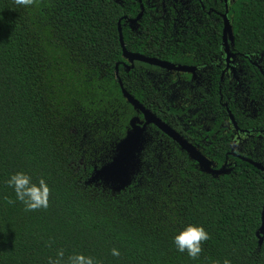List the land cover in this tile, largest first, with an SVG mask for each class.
Instances as JSON below:
<instances>
[{"label": "trees", "instance_id": "16d2710c", "mask_svg": "<svg viewBox=\"0 0 264 264\" xmlns=\"http://www.w3.org/2000/svg\"><path fill=\"white\" fill-rule=\"evenodd\" d=\"M204 3L226 14V3ZM228 9L235 52L264 65V0L229 1ZM138 12L139 5L131 9L114 0H36L30 8L0 0V264H47L57 249L102 264H264L258 237L264 173L253 165L235 160L228 175L206 174L164 133L155 136L153 127L127 189L116 193L90 183L139 117L123 88L159 119L180 127L165 92L155 88L151 74L158 71H145L150 67L142 63L127 71L120 22L128 52L157 53L162 60L170 53L148 14L147 37L130 30L124 18ZM213 19L219 22L210 20L198 36L220 40L223 20L217 14ZM253 72L245 97L258 104L257 119L237 106L231 111L250 133L237 154L264 165V79ZM215 109L226 118V109ZM218 143L213 158L221 166L230 157V137ZM17 172L33 182L46 180L47 210L25 212L19 201L7 203L5 197L15 200V194L6 182ZM190 224L210 235L196 260L174 245L175 235Z\"/></svg>", "mask_w": 264, "mask_h": 264}, {"label": "flooded vegetation", "instance_id": "af4514ba", "mask_svg": "<svg viewBox=\"0 0 264 264\" xmlns=\"http://www.w3.org/2000/svg\"><path fill=\"white\" fill-rule=\"evenodd\" d=\"M114 1L131 9L139 5L137 15L124 18L133 33L139 37H147L148 29L143 27V19L148 14L150 18L148 23L156 25L159 32L165 35L166 40L164 41L169 43L168 60H162L157 53L147 56L129 51L131 54L158 59L173 64L176 68L185 67L190 72L162 69L138 61L130 64L124 58L127 61V71L134 70L137 63L150 67V69L145 68V71H158L151 74L155 81V88L158 91L163 90L165 92L168 103L176 112L174 115L180 127L177 126L175 129L163 122L214 163L216 165V167H213L214 169L220 170L225 166L226 170L231 172L236 166L235 160L248 159L237 153L242 152L244 144L250 137L249 132L242 131L239 128L231 107L236 108L237 106L246 118L257 119L258 104L251 98L245 97V94L250 89L248 86L254 85L255 75L253 69L257 70L264 79L262 60L256 62L239 55L235 52V42L229 41L228 47L226 46L223 14L217 13L212 7L208 8L204 3L205 0ZM229 1L235 2V0H220V2L226 3L228 11ZM140 14H143L142 18L137 23L132 22ZM216 14L223 20V31L220 40L214 36H198L197 32L203 27L208 28L210 20L211 22H219V20L213 19ZM207 30L206 32H208ZM214 40H216V43H214ZM164 41L162 43H165ZM144 47H148V45L145 44ZM250 64L253 67L252 71L249 68ZM260 86H264L262 81ZM217 96L219 100H217ZM216 106L226 109V118L216 112ZM140 115L142 114L139 113V117L135 118L143 121L144 117L143 115L140 117ZM153 127L155 126L148 127V138L151 136ZM159 132L162 131L158 129L155 136L158 137ZM225 136L230 137L229 147L231 152L229 153L230 157L228 156L220 166L213 157L216 151L215 145H219L218 142L223 141ZM168 138L181 149L177 142L170 137ZM185 153L187 154V152Z\"/></svg>", "mask_w": 264, "mask_h": 264}, {"label": "water", "instance_id": "95a60500", "mask_svg": "<svg viewBox=\"0 0 264 264\" xmlns=\"http://www.w3.org/2000/svg\"><path fill=\"white\" fill-rule=\"evenodd\" d=\"M228 12L229 11L227 10L226 14L223 15L224 40L227 47L229 41L232 43L235 42L234 28L228 18ZM142 16L143 14H140V16L132 22L137 23L142 18ZM119 32L120 43L123 50V57L128 60L130 64L138 61L162 69H175L177 70V72H190L188 71L189 69L185 67L176 68V66H174L173 64L162 62L158 59H150L139 54H131L130 52H128L125 46L121 22L119 23ZM120 84L122 86V82H120ZM123 94L128 103L131 104L138 113H141L144 119L142 121L139 118H134L131 121L130 130L128 131L127 136L117 145L115 156L112 159V162L107 164L100 170H95L94 175L90 180L91 184L103 183L116 193H120L127 189L132 184L134 178L139 172L141 165L140 157L147 143L148 127L151 125L157 127L160 131L177 142L181 149L187 152L189 158L198 164L202 172L214 177L224 176L230 173L226 170L225 166L220 170L214 169L213 167H216L214 163L209 161L200 151L189 144L176 131L170 128L152 112L145 109L144 106L133 96H131L126 90H124V88ZM242 160L248 162L264 173L263 165L255 163L252 160L248 159ZM258 237L260 239L261 247L264 243V210L262 213V226L259 230Z\"/></svg>", "mask_w": 264, "mask_h": 264}, {"label": "clouds", "instance_id": "9594fccd", "mask_svg": "<svg viewBox=\"0 0 264 264\" xmlns=\"http://www.w3.org/2000/svg\"><path fill=\"white\" fill-rule=\"evenodd\" d=\"M13 3L17 6L30 8L36 4V0H13ZM6 183L15 194V200L5 197L8 204H15L19 201L24 206L25 212L47 210L49 207L51 189L44 178L33 182L29 175L17 172L10 175ZM209 239V233L202 226L190 224L175 235L174 245L180 253H186L190 259L196 260L203 251V244ZM52 244L51 240L46 242V246L49 248L52 247ZM110 254L116 258L121 255L117 248H112ZM47 264H102V262L90 255L86 256L78 252L66 255L64 249H57L54 256L48 257ZM213 264H221V261H213ZM222 264H231V261L224 259Z\"/></svg>", "mask_w": 264, "mask_h": 264}]
</instances>
